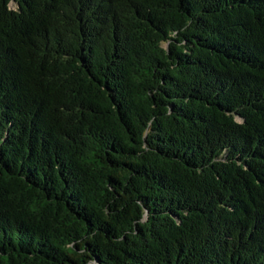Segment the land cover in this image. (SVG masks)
Instances as JSON below:
<instances>
[{"label": "trees", "instance_id": "obj_1", "mask_svg": "<svg viewBox=\"0 0 264 264\" xmlns=\"http://www.w3.org/2000/svg\"><path fill=\"white\" fill-rule=\"evenodd\" d=\"M0 264H264V0H0Z\"/></svg>", "mask_w": 264, "mask_h": 264}, {"label": "rangeland", "instance_id": "obj_2", "mask_svg": "<svg viewBox=\"0 0 264 264\" xmlns=\"http://www.w3.org/2000/svg\"><path fill=\"white\" fill-rule=\"evenodd\" d=\"M12 8H16V5L14 3L12 4Z\"/></svg>", "mask_w": 264, "mask_h": 264}]
</instances>
